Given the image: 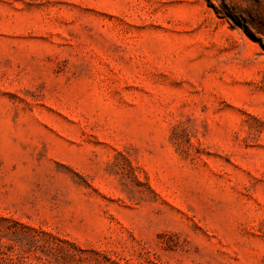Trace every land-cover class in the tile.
<instances>
[{
    "label": "rangeland",
    "instance_id": "rangeland-1",
    "mask_svg": "<svg viewBox=\"0 0 264 264\" xmlns=\"http://www.w3.org/2000/svg\"><path fill=\"white\" fill-rule=\"evenodd\" d=\"M0 264H264V0H0Z\"/></svg>",
    "mask_w": 264,
    "mask_h": 264
},
{
    "label": "trees",
    "instance_id": "trees-1",
    "mask_svg": "<svg viewBox=\"0 0 264 264\" xmlns=\"http://www.w3.org/2000/svg\"><path fill=\"white\" fill-rule=\"evenodd\" d=\"M232 18V17H231Z\"/></svg>",
    "mask_w": 264,
    "mask_h": 264
}]
</instances>
